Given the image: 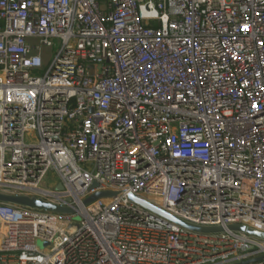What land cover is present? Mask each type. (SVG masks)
Wrapping results in <instances>:
<instances>
[{"label":"built area","instance_id":"obj_1","mask_svg":"<svg viewBox=\"0 0 264 264\" xmlns=\"http://www.w3.org/2000/svg\"><path fill=\"white\" fill-rule=\"evenodd\" d=\"M0 191L76 209L0 202V264H264V0H0Z\"/></svg>","mask_w":264,"mask_h":264},{"label":"water","instance_id":"obj_2","mask_svg":"<svg viewBox=\"0 0 264 264\" xmlns=\"http://www.w3.org/2000/svg\"><path fill=\"white\" fill-rule=\"evenodd\" d=\"M98 184L93 183L91 186V190L97 188ZM63 185L59 184L58 189H62ZM120 194L118 191H97L93 194H90L84 201L83 206L86 208L90 204H92L94 201L101 199V198H108V197H116ZM128 198L130 201L136 203L137 205L141 206L142 208L149 211L151 214L155 215L156 217H160L161 219L176 224L180 229H186L190 232H197L199 234H207V235H215V234H221L226 231L224 227L221 226H201V225H195L192 223H189L169 212L166 210L152 204L148 200L137 196L133 193L128 194ZM0 202L2 203H8L13 205L15 208L19 207H28V208H34V209H41L45 211H55L60 213H73L75 212V208L67 207V206H61L57 205L51 202H46L42 198L38 197H30L27 195H21V194H9L5 192L0 191ZM228 230L230 231H238V232H244L247 233L253 237H256L258 239L264 240V232L255 230L253 228L241 225V224H232L228 226ZM260 259V258H259ZM253 260L249 262H241L237 264H248L252 263Z\"/></svg>","mask_w":264,"mask_h":264},{"label":"rangeland","instance_id":"obj_3","mask_svg":"<svg viewBox=\"0 0 264 264\" xmlns=\"http://www.w3.org/2000/svg\"><path fill=\"white\" fill-rule=\"evenodd\" d=\"M46 53H48V58L50 55H52V53H55L56 52V47H54V49L50 50H45ZM57 182L58 181V175L54 174L53 172H50L49 176L46 178L43 186L47 187V188H53L52 184L54 182ZM82 219V216L80 214H76L75 217H74V220L75 221H81ZM38 246L40 247L41 250H46L48 249V247H50V243L48 241H45L43 239H40L38 241Z\"/></svg>","mask_w":264,"mask_h":264}]
</instances>
